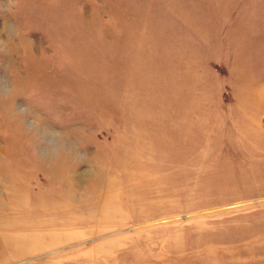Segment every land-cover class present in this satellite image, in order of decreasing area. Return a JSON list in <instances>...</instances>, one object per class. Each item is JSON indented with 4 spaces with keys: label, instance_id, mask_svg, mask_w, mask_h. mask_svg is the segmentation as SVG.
I'll return each mask as SVG.
<instances>
[{
    "label": "rangeland",
    "instance_id": "1",
    "mask_svg": "<svg viewBox=\"0 0 264 264\" xmlns=\"http://www.w3.org/2000/svg\"><path fill=\"white\" fill-rule=\"evenodd\" d=\"M0 264H264V0H0Z\"/></svg>",
    "mask_w": 264,
    "mask_h": 264
}]
</instances>
